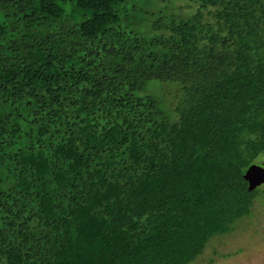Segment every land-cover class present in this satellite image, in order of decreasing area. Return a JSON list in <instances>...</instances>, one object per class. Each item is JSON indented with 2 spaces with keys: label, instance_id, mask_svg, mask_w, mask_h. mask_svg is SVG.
Returning a JSON list of instances; mask_svg holds the SVG:
<instances>
[{
  "label": "trees",
  "instance_id": "1",
  "mask_svg": "<svg viewBox=\"0 0 264 264\" xmlns=\"http://www.w3.org/2000/svg\"><path fill=\"white\" fill-rule=\"evenodd\" d=\"M259 155L264 0H0V264H199Z\"/></svg>",
  "mask_w": 264,
  "mask_h": 264
},
{
  "label": "rangeland",
  "instance_id": "2",
  "mask_svg": "<svg viewBox=\"0 0 264 264\" xmlns=\"http://www.w3.org/2000/svg\"><path fill=\"white\" fill-rule=\"evenodd\" d=\"M166 88L167 101H177V86ZM158 95L164 97L162 92ZM255 162L264 167V155H259ZM256 189L259 194L251 215L235 222L233 232L213 240L212 250L202 256L199 264H264V184Z\"/></svg>",
  "mask_w": 264,
  "mask_h": 264
},
{
  "label": "water",
  "instance_id": "3",
  "mask_svg": "<svg viewBox=\"0 0 264 264\" xmlns=\"http://www.w3.org/2000/svg\"><path fill=\"white\" fill-rule=\"evenodd\" d=\"M243 176L249 183V190H253L260 184H264V167L258 163H253L246 168Z\"/></svg>",
  "mask_w": 264,
  "mask_h": 264
}]
</instances>
